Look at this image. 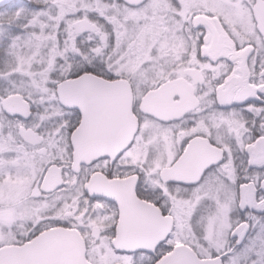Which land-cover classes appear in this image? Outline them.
<instances>
[{"label": "snow or ice", "instance_id": "1", "mask_svg": "<svg viewBox=\"0 0 264 264\" xmlns=\"http://www.w3.org/2000/svg\"><path fill=\"white\" fill-rule=\"evenodd\" d=\"M0 264H264V0H0Z\"/></svg>", "mask_w": 264, "mask_h": 264}]
</instances>
